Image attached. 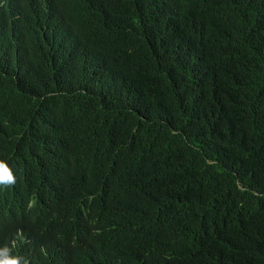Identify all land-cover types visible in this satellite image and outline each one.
Returning a JSON list of instances; mask_svg holds the SVG:
<instances>
[{
    "label": "trees",
    "instance_id": "obj_1",
    "mask_svg": "<svg viewBox=\"0 0 264 264\" xmlns=\"http://www.w3.org/2000/svg\"><path fill=\"white\" fill-rule=\"evenodd\" d=\"M0 158L40 264H264V0H2Z\"/></svg>",
    "mask_w": 264,
    "mask_h": 264
},
{
    "label": "clouds",
    "instance_id": "obj_2",
    "mask_svg": "<svg viewBox=\"0 0 264 264\" xmlns=\"http://www.w3.org/2000/svg\"><path fill=\"white\" fill-rule=\"evenodd\" d=\"M17 178L14 167L0 158V191L12 188ZM32 205V200H28L27 208ZM52 256L53 252H45L44 244H35L29 234L6 216L5 207L0 206V264H40Z\"/></svg>",
    "mask_w": 264,
    "mask_h": 264
}]
</instances>
